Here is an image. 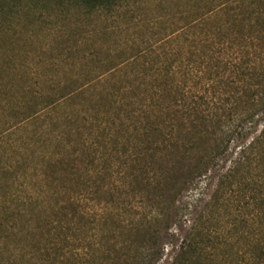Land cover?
<instances>
[{"label": "trees", "instance_id": "trees-1", "mask_svg": "<svg viewBox=\"0 0 264 264\" xmlns=\"http://www.w3.org/2000/svg\"><path fill=\"white\" fill-rule=\"evenodd\" d=\"M149 1L0 0V38L20 17L64 24L52 61L0 62V264L158 263L240 143L172 264H264V0Z\"/></svg>", "mask_w": 264, "mask_h": 264}, {"label": "rangeland", "instance_id": "rangeland-1", "mask_svg": "<svg viewBox=\"0 0 264 264\" xmlns=\"http://www.w3.org/2000/svg\"><path fill=\"white\" fill-rule=\"evenodd\" d=\"M192 6L193 4L188 5L187 0H150L148 6H143V8H146L147 11L152 12L153 14L157 13L162 17H165V15L176 12L178 10L185 12L188 8L192 9ZM195 9L196 8H194V10ZM62 25L64 24H62L60 20L56 19L49 21L46 18L34 21L33 19L28 20L25 18L22 19L21 17L18 18L17 21H14L10 25L9 31L6 32L7 34L2 35L4 37L0 38V47L2 49L0 62L17 63L20 60H27L28 62L35 61L37 64H41L52 61L53 58H55L53 56L56 55H52L48 51V49L56 47L57 44L61 41V39H59L58 33ZM68 25H71V23H69ZM89 31H91V27H86L84 33L88 34ZM70 39L71 41H73L74 37L69 33V36H67L64 41H68ZM86 39L90 40V38ZM100 43L107 44L109 43V39L102 37ZM74 71L75 68L70 69V71L68 70V74L73 73ZM61 74L64 73L62 72ZM6 100H4L3 96H0V107L5 103ZM261 127L262 126L259 127L258 131L262 130ZM252 138H254V136L251 137V139L245 141L244 144L249 145ZM242 146L243 144L241 143L233 145L226 159V163L223 164L225 169L217 173H211V175H209L207 179L202 180L199 185H197L193 192L194 204L191 210L184 217L182 223L172 224L170 226L168 233H170L169 236L172 237L163 246V256L156 264H172L174 262L175 257L181 250L183 240L187 235L194 234V232H191V229L194 226L195 220L199 217V213L203 210L205 205L211 201L213 195L218 190L220 182L222 181L225 173L233 166V163L238 159L243 148ZM233 195L234 194H232L231 196ZM186 201H189L188 197L184 200V202ZM233 202L234 200L232 201V203ZM222 205L217 210L215 209V211H208V213H205V216H207V219H204V222H207L204 226L205 232L212 228H226L227 226H229L228 224L230 223V220L228 218V215L229 213H233V208L235 210V207L238 205V199L236 197L234 204L235 207H232V204L231 208H226ZM249 210H251V208L243 209L242 213L246 214L249 212ZM237 229L241 232V234H244V232L247 233V231L240 229V227H237ZM260 236L261 237L259 238L264 241V235ZM242 237L248 239L249 237H252V235H238L239 240H241ZM247 241L243 242L242 250L249 253L254 250V247L253 245H247Z\"/></svg>", "mask_w": 264, "mask_h": 264}]
</instances>
